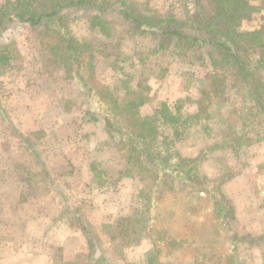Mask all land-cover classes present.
Here are the masks:
<instances>
[{
    "label": "rangeland",
    "instance_id": "1",
    "mask_svg": "<svg viewBox=\"0 0 264 264\" xmlns=\"http://www.w3.org/2000/svg\"><path fill=\"white\" fill-rule=\"evenodd\" d=\"M7 1L0 0V7ZM127 1L144 13H173L186 21L195 11L191 0ZM118 4L106 0L109 10ZM112 11L107 16L114 37L120 36L123 42L124 73L136 75L129 84L133 86L144 70L139 58L153 48V42L134 35L130 24ZM70 13L73 36L101 45L97 78L123 96L125 75L111 67L103 48L108 39L90 28L92 10L76 8ZM263 24L264 10L244 21L240 31H253ZM9 43L15 44L17 58L0 67V264H148L156 254L159 264L167 263V251L159 255L148 231L156 218L155 201L141 197L142 182L121 177L125 160L105 127L104 109L89 101L79 83L66 77L28 25L17 22L1 35L0 48ZM165 58L170 70L150 78L153 98L141 114L154 115L162 103L175 109L182 100L184 116L192 115L196 105L186 98L198 96L205 71L187 65L183 57ZM189 72L195 77L187 88ZM224 73L230 100L222 109L216 108L215 118L187 127L159 121L158 140L184 157L197 159L201 181L220 184L232 202L235 220L229 230L218 225L208 209L211 200L203 198L190 216L184 205L173 206L174 215L163 224L169 228L175 224L180 231L172 232L184 235L195 234L196 229L183 224L182 217L193 219L191 226L201 221L211 225L202 233L197 251L188 250L186 264L194 263L197 252L206 255L202 264H264V170L255 173L264 164V149L253 148L264 141V124L238 121L230 129L223 123L225 107L246 111L251 106L248 97L232 88L231 72ZM249 137L257 142L238 145L239 138ZM93 164L105 175L95 177ZM255 175L262 185L253 186ZM242 180L245 185H238ZM170 206L166 205L167 210ZM122 216L140 221L138 244L111 239L114 219ZM210 238L216 242V253L211 247L202 249Z\"/></svg>",
    "mask_w": 264,
    "mask_h": 264
},
{
    "label": "trees",
    "instance_id": "2",
    "mask_svg": "<svg viewBox=\"0 0 264 264\" xmlns=\"http://www.w3.org/2000/svg\"><path fill=\"white\" fill-rule=\"evenodd\" d=\"M117 1L118 8L112 11L107 8L106 0H8L4 7H0V37L17 22L28 25L43 51L64 70L66 77L79 83L89 101L104 109L105 127L124 156L121 177L142 182L141 197L148 202L155 201L156 218L148 231L155 238L157 252L160 255L167 251L165 256L169 261L164 264H186L188 250L197 251L201 237L205 236L202 233L208 232L211 225L201 221L199 225L191 226L193 219L182 217L183 224L196 229L195 234L173 233L180 231L176 225L169 228L163 223L174 215V207L184 205V212L190 216L203 198L211 200L208 209L212 211L214 222L224 224L228 230L230 222L235 220L234 208L220 190L219 183L201 181L197 159L172 151L167 143L160 144L157 124L162 121L160 123L169 126L181 124L187 127L194 122L213 120L216 108L222 109L230 100L227 74L224 73L227 71L234 78L232 88L248 97L251 106L246 111L239 107H225L223 123L230 129L238 121L244 124L253 120L264 124V24L253 31H240L244 21L264 10V0H191L195 11L188 21L173 13H144L127 0ZM76 8L92 10L90 28L109 40L103 48L108 53L112 69L125 75L123 96L115 94V88L97 78L101 45L96 40H80L73 36L70 12ZM111 11L130 24L134 35L153 42V48L142 52L139 58L144 70L137 76L136 84H133L136 75L124 73L122 64L126 53L121 37H114L107 16ZM14 46V43L1 46L0 67L16 57ZM166 55L183 57L187 65L204 69L198 96L186 98L196 105L197 111L185 117L183 101L180 100L175 109L162 103L154 115L144 117L141 108L153 98L150 78L158 74L165 76L170 70ZM188 77L187 88L195 76L189 72ZM131 81L133 86L129 85ZM91 117L93 121L97 120L95 116ZM246 139L239 138L238 145L250 146L257 142L250 137ZM91 167L95 177L105 175L95 164ZM168 203L171 204L169 210ZM140 230L141 224L136 218L116 217L111 239L127 245L138 244ZM214 241L208 239L209 243L205 242L202 249L211 247L215 252ZM157 255L151 257L148 264H159ZM205 256L197 252L193 264H202L204 260L201 259Z\"/></svg>",
    "mask_w": 264,
    "mask_h": 264
},
{
    "label": "crops",
    "instance_id": "3",
    "mask_svg": "<svg viewBox=\"0 0 264 264\" xmlns=\"http://www.w3.org/2000/svg\"><path fill=\"white\" fill-rule=\"evenodd\" d=\"M253 148L254 149H256V151L257 150H261V149H264V141L263 142H260V143H258L257 145H255V146H253ZM263 167H264V164H262L261 166H259V168L257 169V170H255V173H257V171H258V173L259 172H262V170H264L263 169ZM256 177H255V183L253 184V186L254 187H256L257 185H259V184H263V181H262V179H259V177L257 176V175H255ZM248 177H249V175H248ZM246 180H248V179H246ZM238 183V185H242V186H244L245 185V181L244 180H242V181H240V182H237Z\"/></svg>",
    "mask_w": 264,
    "mask_h": 264
}]
</instances>
